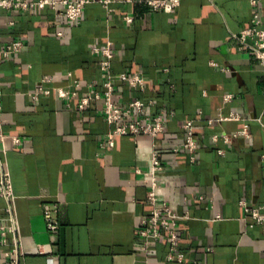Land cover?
<instances>
[{"label":"crops","instance_id":"0c3cea01","mask_svg":"<svg viewBox=\"0 0 264 264\" xmlns=\"http://www.w3.org/2000/svg\"><path fill=\"white\" fill-rule=\"evenodd\" d=\"M256 1L183 0L167 13L147 0H90L78 21L34 3L3 11L0 47L14 40L23 46L0 67V132L20 138L0 139V181L9 172L20 225V254L0 251V264H264V225L242 205L264 206V66L235 36L252 25L255 11L264 18V0ZM95 47L113 54V75L146 79L145 92L116 80L115 99H153L149 113L168 117L161 137L121 135L109 144L103 99L80 108L89 85L102 93L106 79ZM46 77L53 79L48 87L81 86L70 99H33ZM220 112L242 119L219 121ZM188 119L198 150L174 156L165 145L186 138ZM244 125L249 137L213 139ZM155 149L165 150L170 169L156 203L187 215L177 230L183 262L169 259L163 230L143 248L142 220L153 210L145 172ZM46 204L60 222L56 240ZM7 207L0 196L1 216L9 217Z\"/></svg>","mask_w":264,"mask_h":264},{"label":"built area","instance_id":"2783aa9c","mask_svg":"<svg viewBox=\"0 0 264 264\" xmlns=\"http://www.w3.org/2000/svg\"><path fill=\"white\" fill-rule=\"evenodd\" d=\"M89 1L90 0H0V24L3 11L26 10L33 3L40 9L50 7L57 17H66L70 21H78L83 16L84 7ZM182 1L183 0H147V3L156 11L172 13L181 5ZM104 2L108 3L109 0H104ZM252 3L256 4L257 1L252 0ZM126 20L132 22L131 17L127 16ZM251 22V26L235 34V36L240 41L241 48L252 49L258 61L264 66V18L262 13L260 11H255ZM57 35L62 36L63 32L59 30ZM22 46V40H14L8 43L4 48L0 47V67L4 59L20 51ZM94 50L104 56L100 61V67L106 74V79L102 84V93L96 89V83L93 82L89 85L90 89L88 94L81 97L80 108H85L92 101L103 99V116L107 123L112 125V129L108 133L109 144H113L115 137L121 135H149L153 138L161 137L166 132L168 117L163 114L154 115L149 113V107L154 104L153 99L146 101L142 98H134L128 101L126 105H121L119 101L115 99L116 80H121L131 88L145 92L146 79L141 75H132L126 72L116 76L113 75L111 73V67L112 58L114 56L109 48L101 49L95 47ZM50 81H53V79L49 77L44 78L37 90L32 94V98L37 99L41 95L55 93L62 99H70L77 95L78 88L81 86L78 81H74L68 88L45 86L44 83ZM154 90L156 91L157 89L155 88ZM230 97V94L225 96L226 99H230ZM2 110L3 93L0 91V123L2 121ZM218 116L219 121L242 119L239 113L234 112L230 114H223L220 112ZM209 123H213V119H210ZM183 127L186 130V138L182 142L169 141L165 145L166 149L174 156L182 150L191 154H194L198 150V143L194 136L196 132L194 120L188 119L185 121ZM238 135L250 136L247 125H244L243 129L236 133H224L221 136L219 134H214L213 139L216 141L222 137L224 141L230 142L233 137ZM0 139L3 142L11 139L14 143H20L19 137L7 135L4 132H0ZM192 159H194V156H192ZM166 160L165 150L155 149L150 159V167L145 172L146 181L151 185L148 198L149 202L153 205V210L148 217L142 220L140 235L146 240L143 247L145 250L149 244L162 238L163 231H165L170 243L169 259H177L179 262H183L182 253L178 252L179 236L177 230L178 221L187 217V215L178 213L168 203H163L161 205L156 203V192L164 184L166 175L170 173V169L165 162ZM0 196L7 200V211L9 212V217L0 215V251H3L5 257L19 255L20 240L18 235L20 232V225L15 214L14 203L16 195L13 190L9 172H4L2 175L0 181ZM242 205L245 211L253 218L254 224L264 225V206H252L245 201H242ZM55 211L56 210L53 209L50 204H46L44 207L46 227L56 240L60 222L55 216ZM11 233L14 236L13 248H9L11 243L9 235Z\"/></svg>","mask_w":264,"mask_h":264}]
</instances>
